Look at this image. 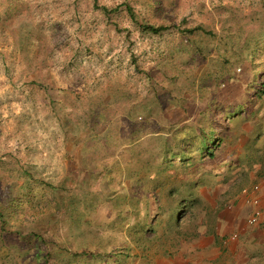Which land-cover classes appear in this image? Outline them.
Here are the masks:
<instances>
[{
	"label": "rangeland",
	"instance_id": "rangeland-1",
	"mask_svg": "<svg viewBox=\"0 0 264 264\" xmlns=\"http://www.w3.org/2000/svg\"><path fill=\"white\" fill-rule=\"evenodd\" d=\"M124 1L0 0V193L8 198L19 193L22 202L16 207L17 221L36 223L41 217L45 237L62 240L65 247L73 246L70 251H77L81 245L78 241L92 239L96 233L112 241L113 246L127 242L133 215L129 223L125 217V222L111 224L114 211L107 196L112 177L104 179L94 172V164L114 157L121 163L126 150L119 140L123 133H116L115 141L107 143L108 130L112 128V137L125 114L137 109L134 114L138 118L142 106L146 109L151 105L156 98L152 89L157 86L145 72L155 75L157 66L167 62L181 40L175 31L162 37L143 36L126 14L109 20L98 8ZM128 1L138 11H148L147 1ZM161 2L179 28L203 25L215 32L216 41L227 31L237 36L239 26L264 37V21L258 16L264 15V0ZM199 63L193 76H204L207 70L206 63ZM236 72L243 82L247 80L243 67ZM178 77L182 78V72ZM180 80L170 86L185 89ZM168 116L176 122L182 114L175 110ZM141 118L136 136L149 138L157 127ZM94 119L102 126L97 122L93 125ZM104 120L110 124L105 125ZM144 147L148 148L146 144ZM145 149L131 174L142 181L141 190L149 196L138 206L142 215L149 216L148 221L157 212L154 193L164 192L159 197L165 198L168 189L176 188L180 197L198 200L197 227L200 233L210 234L217 226V212L232 204L242 188L255 185L248 174L232 169L226 177L212 178L204 169L197 173V168L184 175L175 169L179 160L173 161L175 167L171 161L163 164L151 146ZM239 154L244 158V151ZM127 172L130 170L126 168L125 174L117 173L120 190L134 184L128 181ZM22 174L30 176L26 183ZM161 234L160 240L146 242L143 251L132 242V250L122 263L163 264L169 260L177 248L165 238L161 240ZM62 251L59 262L83 263L74 252ZM0 255L6 264H23L10 245Z\"/></svg>",
	"mask_w": 264,
	"mask_h": 264
},
{
	"label": "trees",
	"instance_id": "trees-1",
	"mask_svg": "<svg viewBox=\"0 0 264 264\" xmlns=\"http://www.w3.org/2000/svg\"><path fill=\"white\" fill-rule=\"evenodd\" d=\"M145 1L149 12L138 11L128 0L112 7L98 6L109 20L119 13L126 14L133 28L143 36L162 37L175 31L181 37L170 52L167 62L157 66L159 69L155 75L145 72L153 86H157L152 89L156 91L155 100L146 109L142 106V116L138 118L134 114L137 109H131L133 113L125 114L112 137H109L112 128L108 130L105 139L107 143L115 141L116 133H123L119 140L128 149L124 155L121 154V163L114 157L97 160L94 164V172H99L104 179L112 177V182H108L110 192L107 196L112 204V213L114 211L111 224L122 223V220L125 222V217H128L129 223L133 215L126 232L127 242L122 246H113L112 241H105L103 236L96 233L92 239L78 241L81 245L77 251H70L73 246L66 248L62 240L59 242L52 237H45L41 231L44 226L41 217L36 223L17 221L16 207L22 202L19 193L13 198L0 193V252L5 250L6 245L14 247L23 264H76L73 260L59 262L62 248L83 258L82 264H121L129 255L127 253L131 252L132 242L137 249L143 251L147 248L146 242L160 240L161 232V240L165 238L176 248L198 237L199 211L196 198L187 200L180 197L176 188L168 189L165 198L159 197L164 196V192L154 193L153 200L158 203L157 212L148 221L149 216L142 215L138 209L142 200L147 202L149 199L148 194L141 190L142 181L136 175L133 177L130 171L127 172V179L134 181L133 185L120 190L122 186L120 183L116 184L117 173L125 174L126 168L137 164L136 160L141 157L145 144L148 148L151 146V152L160 155L163 164L171 161L175 167L173 161L179 160V167L175 169H179V173L184 175H191V170L197 168V173L204 169L212 178L223 175L226 177L232 169L248 174L253 181L260 175L257 169L260 164L263 174L264 37L255 36L245 27L239 26L237 36H234V32L227 31L225 37L216 41L215 32L205 30L203 25L179 28L161 0H144V3ZM258 16L264 21V15L258 13ZM115 26L116 29H121L116 23ZM129 36L128 30L127 37ZM214 42L219 44V49ZM199 62L206 63L207 70L204 76L196 77L193 73L200 68ZM241 67L247 75L244 82L236 72ZM180 72L182 78L178 77ZM177 80L183 82L185 89L176 90L170 86ZM175 110L182 114L176 122L171 121L168 116V113ZM141 117L145 121L151 120L157 127L149 138L136 136L135 128L141 124L138 122ZM96 122L98 127L102 126L101 121L92 120L93 125ZM104 123L110 124L105 120ZM240 151L245 152V159L240 158ZM196 172L193 175L196 176ZM22 175L26 183L30 176ZM223 210L217 212L216 223ZM215 227L217 226L210 227L211 235ZM210 234L205 233L207 236ZM1 258L0 255V264H6Z\"/></svg>",
	"mask_w": 264,
	"mask_h": 264
},
{
	"label": "crops",
	"instance_id": "crops-1",
	"mask_svg": "<svg viewBox=\"0 0 264 264\" xmlns=\"http://www.w3.org/2000/svg\"><path fill=\"white\" fill-rule=\"evenodd\" d=\"M133 165L127 170L132 171ZM257 169L260 175L253 179L255 185L247 188L258 187V191L252 193L260 200L258 223L248 224L255 207L240 191L232 204L220 213L212 235L200 233L192 241L181 244L176 254L163 264H264V171L261 174V164Z\"/></svg>",
	"mask_w": 264,
	"mask_h": 264
},
{
	"label": "built area",
	"instance_id": "built-area-1",
	"mask_svg": "<svg viewBox=\"0 0 264 264\" xmlns=\"http://www.w3.org/2000/svg\"><path fill=\"white\" fill-rule=\"evenodd\" d=\"M257 191H258L257 186H254L252 189L245 187L241 190V193L247 197V202L251 203L255 207V209L253 210V212H252V214L248 220V224L251 226L257 224L258 220L261 216V210L258 208L260 200L258 197H256L254 195ZM252 193H254V194H252Z\"/></svg>",
	"mask_w": 264,
	"mask_h": 264
}]
</instances>
